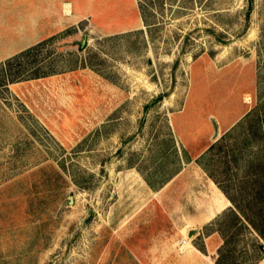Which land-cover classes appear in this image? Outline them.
<instances>
[{"label": "rangeland", "instance_id": "374dc122", "mask_svg": "<svg viewBox=\"0 0 264 264\" xmlns=\"http://www.w3.org/2000/svg\"><path fill=\"white\" fill-rule=\"evenodd\" d=\"M134 3L0 0V264H216L198 159L264 109V0Z\"/></svg>", "mask_w": 264, "mask_h": 264}, {"label": "trees", "instance_id": "16d2710c", "mask_svg": "<svg viewBox=\"0 0 264 264\" xmlns=\"http://www.w3.org/2000/svg\"><path fill=\"white\" fill-rule=\"evenodd\" d=\"M247 1L249 12L253 0ZM10 61L4 66H8ZM19 80L12 77L9 82ZM163 97L160 95L155 102ZM262 121L264 109L249 112L242 122L226 131L198 159L199 162L223 153L227 169V176L218 180L205 164H200L232 205L218 220L223 244L218 249L216 264H257L264 257V139L262 136L257 139ZM239 138L241 141L237 140ZM232 139L234 141L230 142ZM252 146L256 149L251 150ZM243 232L253 234L255 238L251 240V253L245 250L239 255H243L240 261L235 256L233 244Z\"/></svg>", "mask_w": 264, "mask_h": 264}, {"label": "crops", "instance_id": "0c3cea01", "mask_svg": "<svg viewBox=\"0 0 264 264\" xmlns=\"http://www.w3.org/2000/svg\"><path fill=\"white\" fill-rule=\"evenodd\" d=\"M126 10L129 11L128 13H126V15H124V16L119 15L115 18V19H119V18L121 19L124 17L126 20L123 21L122 23H118L117 25L125 26V28L132 26V25L134 26L135 24H137V22H136L137 19L135 17L136 15H135L134 0H126ZM226 203H228L227 200H226Z\"/></svg>", "mask_w": 264, "mask_h": 264}, {"label": "bare ground", "instance_id": "6f19581e", "mask_svg": "<svg viewBox=\"0 0 264 264\" xmlns=\"http://www.w3.org/2000/svg\"><path fill=\"white\" fill-rule=\"evenodd\" d=\"M220 194H221V193H220ZM227 202H228L227 204H229V201H228V200H227ZM218 208H219V207H218ZM218 208H217V209H218ZM219 209H220V208H219ZM219 211H220V210H219ZM210 215H212V214H210ZM208 217H209V215H208ZM183 230H184V229H183ZM185 233L187 234V230H186ZM186 234H185V235H186ZM188 237H189V236H188ZM184 242H185V241H184ZM184 244H185L186 248L190 246V243H189L188 241H186ZM185 246H184V247H185Z\"/></svg>", "mask_w": 264, "mask_h": 264}, {"label": "water", "instance_id": "95a60500", "mask_svg": "<svg viewBox=\"0 0 264 264\" xmlns=\"http://www.w3.org/2000/svg\"><path fill=\"white\" fill-rule=\"evenodd\" d=\"M189 235H191V234H189Z\"/></svg>", "mask_w": 264, "mask_h": 264}]
</instances>
